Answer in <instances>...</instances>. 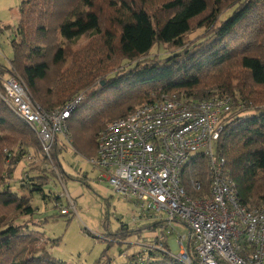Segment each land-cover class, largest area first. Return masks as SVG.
<instances>
[{
    "label": "trees",
    "instance_id": "obj_1",
    "mask_svg": "<svg viewBox=\"0 0 264 264\" xmlns=\"http://www.w3.org/2000/svg\"><path fill=\"white\" fill-rule=\"evenodd\" d=\"M18 15L12 58L7 66L0 64V264H65L45 250L42 233L29 229L37 227L31 198L1 182L11 157L4 150L16 149L11 164L32 151L46 160L34 130L2 99L7 77L20 81L32 103L45 111L82 97L66 128L70 147L87 160L96 154L105 123L141 105L167 97L188 102L227 96L233 114L222 122L215 151L225 160L241 206L264 203V0H24ZM200 28L204 32L195 40L183 41ZM84 35L89 40L79 49L64 45ZM164 45L180 51L163 59L151 55ZM58 144L49 155L65 180H83L63 171ZM49 178L37 176L28 184L29 194L50 197L44 192ZM180 179L190 197L208 194L205 156L191 158ZM193 182L200 192L193 191ZM52 201L65 216L59 196ZM167 229L158 216L134 230L122 224L117 233H152V244L131 256L136 264H181L171 255Z\"/></svg>",
    "mask_w": 264,
    "mask_h": 264
},
{
    "label": "built area",
    "instance_id": "obj_2",
    "mask_svg": "<svg viewBox=\"0 0 264 264\" xmlns=\"http://www.w3.org/2000/svg\"><path fill=\"white\" fill-rule=\"evenodd\" d=\"M2 88L6 106L34 130L49 156L59 136L68 137L66 120L82 97L45 111L17 79L5 78ZM232 114V102L224 95L188 102L162 98L105 124L88 161L112 193L166 220L168 234L174 233L173 225L186 228V235L168 244L179 249L171 255L181 264H264V203L241 206L225 160L215 151L222 122ZM197 155L205 156L211 183L208 194L193 198L180 175ZM192 189L200 192L199 183L193 182Z\"/></svg>",
    "mask_w": 264,
    "mask_h": 264
},
{
    "label": "rangeland",
    "instance_id": "obj_3",
    "mask_svg": "<svg viewBox=\"0 0 264 264\" xmlns=\"http://www.w3.org/2000/svg\"><path fill=\"white\" fill-rule=\"evenodd\" d=\"M22 1L0 0V64L5 66L12 58V40ZM203 32L204 29L200 28L187 34L183 41H193ZM88 40L89 36L84 35L78 41L65 42L64 45L77 50ZM179 51L177 45H164L154 48L151 55L163 59ZM58 143L59 162L63 171L72 177H81L84 181L65 180L51 155L43 160L42 154L40 156L32 151L25 154L20 162L11 164L16 149L12 152L3 151L11 157H7L1 182L9 185L19 196L31 198L35 210L31 220L37 227L29 226V229L42 233L46 240L45 250L65 264H136L130 261L131 256L152 244V233L143 231L141 234L124 233L122 236L117 230L122 224L128 230H134L158 221V216L146 214L135 201H126L112 193L107 183L98 179L99 174L88 163L89 160L74 153L68 137L64 140L59 136ZM51 173L55 178H51ZM43 174L50 177L44 188L45 194L50 197L45 200L38 193L29 194L27 189L29 183L37 182L35 178ZM55 196L60 198L61 210L67 211L65 216H61L59 208L54 207L52 198ZM27 219L19 218L18 222L23 223ZM173 227L174 233L168 236L171 247L179 237L187 234L185 227ZM171 251L175 255L179 254V249Z\"/></svg>",
    "mask_w": 264,
    "mask_h": 264
}]
</instances>
